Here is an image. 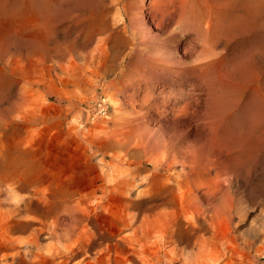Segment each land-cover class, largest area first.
<instances>
[{"label": "rangeland", "instance_id": "1", "mask_svg": "<svg viewBox=\"0 0 264 264\" xmlns=\"http://www.w3.org/2000/svg\"><path fill=\"white\" fill-rule=\"evenodd\" d=\"M243 1L232 8L242 21ZM125 4L138 24L135 41L120 48L112 68L87 65L105 41L109 56L108 39L124 36ZM160 5L171 11L161 26L153 12ZM225 5L0 0V213L12 207L9 166L34 179L36 190L45 188L43 175H52L55 184L68 172L79 190L74 199L89 196L110 174L134 179L136 187L124 198L87 203L95 215L87 223L90 232L97 227L112 233L117 219L133 214L154 222L155 238L179 225L185 240L179 248L197 254L195 264H208L227 243L237 248L232 264H264V9L229 30V9L225 19L217 15ZM61 59L81 68L72 83L58 79ZM99 98L106 99L109 112L91 121L88 108ZM6 221L0 219V229ZM130 234L124 229L118 237ZM198 234L205 239L200 249ZM129 258L130 264H143L135 255Z\"/></svg>", "mask_w": 264, "mask_h": 264}, {"label": "bare ground", "instance_id": "2", "mask_svg": "<svg viewBox=\"0 0 264 264\" xmlns=\"http://www.w3.org/2000/svg\"><path fill=\"white\" fill-rule=\"evenodd\" d=\"M178 1L180 2V0ZM236 3L237 0H225V9L217 13L218 17L225 19V12L229 9L228 12H226L227 21L225 29L230 30L237 25L244 24L249 16L259 14L260 11L264 9V0H244L241 9L247 17L242 21L235 15L234 9H232L235 7ZM130 10L131 8H128L127 4L122 7L120 15L122 16L124 25L122 28L124 36L120 39L118 37L113 40L108 39V41L112 43L110 55L107 56L105 46L108 43L105 41L104 46L100 48V51L98 50L99 54L91 59V61H88L87 65L96 63L102 68H112L117 60L120 48H123L127 42L135 41L137 37L135 36L137 31L136 27H138V24L136 25L134 23V14L132 10ZM153 12L160 16L158 21L159 26L163 25V19L171 13L169 8H164L162 5L158 6ZM184 16L183 9V12L180 11L179 13L178 20H181ZM182 22L183 20L181 23ZM181 23L180 25L182 27L183 23ZM23 24L25 25V22H23ZM32 24H29V26H32ZM10 25H12V23ZM204 25H206V23ZM218 26L221 27V24ZM185 27L187 28V26ZM11 28L10 30H13ZM16 28H18V26ZM64 30L65 24L62 21L61 32H64ZM125 34H127V36ZM139 39L142 40L140 37ZM76 68L80 67H75L71 59H61L58 65L59 81L61 83H69L76 80ZM204 71L200 72L202 73ZM175 74V72H171V77H175ZM107 101L113 106L116 105L110 94L108 95ZM117 157L120 156L118 155ZM206 157H208V155ZM204 161L206 160L204 159ZM43 176L44 177L39 179V181L44 182L43 185L45 188L36 190L34 179L28 176V178L21 177L20 171L13 170L9 166V194L11 195L12 207L5 210L4 214L0 213V219L4 218L7 220L5 225L0 229V264H130L129 256L132 255L137 256L143 264H175L176 262H180V264H195V257L197 254H186L184 248H179V245L183 244L185 240L184 231L177 224H172L168 227L170 229L168 232L164 231L156 238V228L152 225L154 222L149 221L146 217H142L138 220L139 216L133 214H128L119 220L117 219L115 230L112 233H104L102 229H98L97 227H95L97 229L96 232H90L86 228L87 223L93 222L95 219V215L88 209L87 203L96 201L97 199L102 202L108 196L116 199L124 198L126 195L128 196L136 187L134 179H121L117 176L111 177L109 174V177L104 178V176L101 178L103 182L102 185L99 188L92 189L89 196L74 199V197L79 194V190L72 184L71 176L68 172L65 171L64 175L61 174L59 177H56L60 178V180L59 183L56 180L55 184L51 180L53 179L52 175L48 174ZM31 188L34 189L31 197L22 198L18 196L19 192L29 191ZM99 191L102 192L101 197L96 196ZM183 203L184 202L181 201V205ZM97 207L98 206L93 207L92 209L96 210ZM184 214L185 213H183V215ZM209 218L207 217V219ZM174 226L176 229H173ZM124 229L131 230V234L127 237H118L119 232L121 233ZM198 230L203 231L204 227H199ZM13 233H26L27 237H13ZM110 238H114V242L111 244L108 243ZM195 240V243L199 246L198 249L205 244V239H203V236L200 234L196 236ZM124 244L127 247L126 252L121 247ZM147 251H149L148 257H141L143 253H147ZM236 253L237 248L235 245L233 246L229 243L226 245L224 244V247L220 249L219 255L208 264H220L225 259V256H229L227 257V264H232V256Z\"/></svg>", "mask_w": 264, "mask_h": 264}, {"label": "built area", "instance_id": "3", "mask_svg": "<svg viewBox=\"0 0 264 264\" xmlns=\"http://www.w3.org/2000/svg\"><path fill=\"white\" fill-rule=\"evenodd\" d=\"M88 119L94 121L98 117H104L109 112V104L105 98H99L93 103L92 108H88Z\"/></svg>", "mask_w": 264, "mask_h": 264}]
</instances>
